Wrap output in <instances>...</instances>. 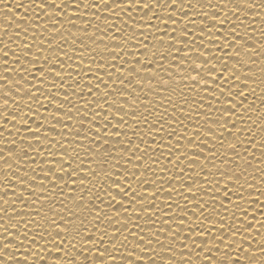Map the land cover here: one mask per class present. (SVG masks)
<instances>
[{
  "label": "snow or ice",
  "instance_id": "1",
  "mask_svg": "<svg viewBox=\"0 0 264 264\" xmlns=\"http://www.w3.org/2000/svg\"><path fill=\"white\" fill-rule=\"evenodd\" d=\"M0 264H264V0H0Z\"/></svg>",
  "mask_w": 264,
  "mask_h": 264
}]
</instances>
